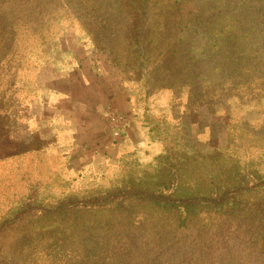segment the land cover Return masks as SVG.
I'll return each mask as SVG.
<instances>
[{
	"label": "rangeland",
	"instance_id": "obj_1",
	"mask_svg": "<svg viewBox=\"0 0 264 264\" xmlns=\"http://www.w3.org/2000/svg\"><path fill=\"white\" fill-rule=\"evenodd\" d=\"M0 264H264V0H0Z\"/></svg>",
	"mask_w": 264,
	"mask_h": 264
}]
</instances>
